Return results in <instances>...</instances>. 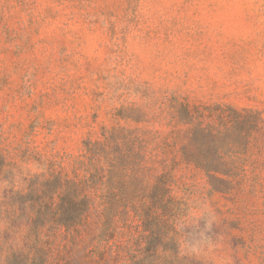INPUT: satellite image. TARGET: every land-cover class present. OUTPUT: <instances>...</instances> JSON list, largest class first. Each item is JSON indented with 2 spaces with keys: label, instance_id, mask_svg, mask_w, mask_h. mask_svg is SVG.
I'll return each instance as SVG.
<instances>
[{
  "label": "rangeland",
  "instance_id": "rangeland-1",
  "mask_svg": "<svg viewBox=\"0 0 264 264\" xmlns=\"http://www.w3.org/2000/svg\"><path fill=\"white\" fill-rule=\"evenodd\" d=\"M173 105L261 114L230 191L181 163ZM113 129L143 133L168 184L175 245L164 257L264 264V0H0V264L19 250L18 264L33 256L29 230L9 229L29 210L6 197L49 166L71 177L83 145ZM127 190L121 199L140 203ZM124 209L108 221L92 212L71 239L41 229L36 264L50 251L49 264H130L140 242L149 251L140 263L162 264L154 243L143 245L142 228L155 232L158 221L141 225Z\"/></svg>",
  "mask_w": 264,
  "mask_h": 264
},
{
  "label": "trees",
  "instance_id": "trees-1",
  "mask_svg": "<svg viewBox=\"0 0 264 264\" xmlns=\"http://www.w3.org/2000/svg\"><path fill=\"white\" fill-rule=\"evenodd\" d=\"M171 110L175 124L185 128V140L180 148L181 163L201 173L213 188L225 187L224 191H230L245 174L249 139L260 131L263 123L261 114L220 106L190 108L173 105ZM101 137L100 142H86L83 145V155L75 163L71 177L49 166L45 174L27 182L25 194L16 192L11 193L12 197H6L9 202L11 199H22L18 205L29 210L28 216L22 214L9 229L18 232L26 227L29 230L31 238H34L30 247L32 264H36L41 229L48 228L53 237L59 234L71 239L87 227L86 222L92 212H97L99 217L108 221L121 214L122 209L128 211L130 208L141 225L149 224L148 221L152 222L153 219L154 222L158 221L155 232L150 230L154 224H149V232L147 228H142L146 233L143 245L154 243L150 249L160 250L162 264H182L177 260V255L173 257L175 260L164 257L169 252L164 250L165 245L172 242L175 245V238H167L165 222L174 205L169 203L167 182L163 176L157 175L152 151L147 145L141 148L145 135L137 131L113 129L108 133L103 132ZM5 168L4 160L0 158V174ZM145 181H152L153 186L149 187ZM128 188L132 190L131 194L141 195L140 203H137L135 196L121 199L128 193ZM154 211L158 217L152 214ZM135 249L140 254H134ZM127 252L130 264H141L149 251L141 250L140 242ZM50 254L51 251L44 256V264L50 263ZM24 260L25 256L19 250L7 260V264H18ZM184 262L187 263L186 260Z\"/></svg>",
  "mask_w": 264,
  "mask_h": 264
}]
</instances>
